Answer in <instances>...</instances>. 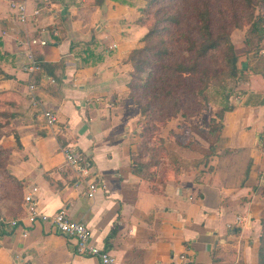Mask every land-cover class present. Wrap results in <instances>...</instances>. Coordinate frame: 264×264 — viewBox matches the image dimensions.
<instances>
[{"label":"crops","instance_id":"0c3cea01","mask_svg":"<svg viewBox=\"0 0 264 264\" xmlns=\"http://www.w3.org/2000/svg\"><path fill=\"white\" fill-rule=\"evenodd\" d=\"M13 2L26 5L27 22ZM77 7L71 0H0V100L10 106L20 138V145L13 133L7 139L17 142H11L18 161L11 171L25 196L21 215L5 223L8 234L0 236V264H102L80 255L76 241L50 222L31 223L29 196L41 214L65 210L88 225L115 264H261L264 197L252 192V179L232 183L220 169L210 182L177 176L178 182L152 191L133 173L130 135L139 114L128 101L129 50H96L103 33L90 34L94 21L79 22ZM36 9H42L38 17ZM35 37L49 42L34 48L46 68L30 75L24 66ZM46 111L56 125L48 126ZM66 147L86 157L106 190L88 197L86 180L66 162Z\"/></svg>","mask_w":264,"mask_h":264},{"label":"rangeland","instance_id":"374dc122","mask_svg":"<svg viewBox=\"0 0 264 264\" xmlns=\"http://www.w3.org/2000/svg\"><path fill=\"white\" fill-rule=\"evenodd\" d=\"M71 1L81 10L79 22L94 21L90 34L103 33L96 50H129L124 57L131 68L128 101L139 114L130 145L134 146L135 162L147 165L143 179L150 189H164L181 176L197 184L210 182L222 169L219 175L232 183L243 186L252 179V192L264 197V106L245 104L251 94L264 97V41L254 50L247 43L251 21L244 0H104L109 2L103 6L101 0ZM255 1L258 12L263 13L264 0ZM48 5L41 6L46 9ZM200 8L211 11L214 31L229 35L239 58V74L232 79L221 73L224 49L208 59L207 66L220 70V81L212 84L209 101L195 95L197 82L172 72L177 63L191 59L192 40L200 38ZM153 29V36L146 38ZM136 49L143 52L136 54L135 63L130 59ZM136 64L145 71L136 73ZM225 104L235 110L225 113L223 130L213 135L212 120L219 122ZM9 107L0 100V211L4 223L21 215L25 200L23 184L11 171L18 161L12 156L17 147H11L16 140L7 139L17 134L12 130ZM225 160L230 164L226 163L229 173L221 166ZM259 208L262 241L264 204Z\"/></svg>","mask_w":264,"mask_h":264},{"label":"trees","instance_id":"16d2710c","mask_svg":"<svg viewBox=\"0 0 264 264\" xmlns=\"http://www.w3.org/2000/svg\"><path fill=\"white\" fill-rule=\"evenodd\" d=\"M102 3L103 0H101L100 4ZM244 7L248 12V17L251 21V27L247 33V43L252 50L259 49L261 43L264 41V12H258V3L255 0H244ZM154 33L155 30L153 29L147 35L146 38H150L151 36H153ZM197 33L200 38L192 40L191 50H189L192 54L190 61L187 63H177L176 67L172 68V72H176L181 78L197 82L199 85V90L195 93V95L197 97H203L204 101H209V90L212 87L214 81H220L217 78L220 73V70L214 71L209 66H207L208 59L212 55L217 54L220 50L224 49L222 50V54L224 56V66H222L223 69L221 70V73L224 74L226 78L232 79L237 78L239 74V58L236 54L234 44L230 41L229 35L225 32L217 34L214 31L212 23V14L208 8L198 9ZM255 51L258 52L259 50ZM142 52L143 49L134 50L130 60L136 63V54ZM37 57L42 64V70L45 69L46 65L44 64L42 58L38 55ZM146 64H148V62H146L143 66H145ZM143 66L136 64V73L140 74L144 72L145 68H143ZM3 75L5 74L0 67V76ZM222 87L225 88L224 86ZM229 99L230 93L226 94L225 97L226 101H229ZM254 99H256V102H252ZM245 104L247 106H264V97L256 94H251L248 96V99ZM234 110L235 106L225 104V106L221 110V113L218 115L219 122L217 123L216 119L212 120L213 124L210 127V133L214 135L222 131L224 128L223 118L225 113L233 112ZM9 117L13 119L14 115L10 113ZM15 137L18 144L20 145L19 136L15 134ZM135 161V158H132L131 166L133 173L140 177H144L147 165ZM7 234L8 231L5 229V223L3 222V220H1L0 236ZM260 261L261 264H264V238L261 241Z\"/></svg>","mask_w":264,"mask_h":264},{"label":"built area","instance_id":"2783aa9c","mask_svg":"<svg viewBox=\"0 0 264 264\" xmlns=\"http://www.w3.org/2000/svg\"><path fill=\"white\" fill-rule=\"evenodd\" d=\"M11 6L19 12V19L22 22H27L29 20L26 5L13 2ZM40 13L41 11L37 9L34 11L33 16L37 17ZM48 43L47 40H41L36 37L30 39L28 42L29 51L26 53L27 61L24 66L25 72L32 75L42 71V64L38 60L34 48L45 47ZM30 89L35 90V86L31 85ZM33 104L35 106L39 105L37 99L33 98ZM44 116L48 126L52 127L58 122L57 117L52 111H46ZM64 152L67 164L75 170L79 178L86 180L88 184L87 195L89 198H94L101 189L106 190L105 183L103 181L98 182L97 178H100L93 172L91 164L82 153L70 147L66 148ZM26 202L30 207L29 221L31 223H35L39 220L50 222L61 235L76 241V249L80 255L96 257L101 260L102 264H115L113 257L106 250L94 243L93 232L88 225L72 220L65 210H61L53 216H47L37 212L35 199L31 196L26 198ZM16 224L17 222H13V225Z\"/></svg>","mask_w":264,"mask_h":264},{"label":"water","instance_id":"95a60500","mask_svg":"<svg viewBox=\"0 0 264 264\" xmlns=\"http://www.w3.org/2000/svg\"><path fill=\"white\" fill-rule=\"evenodd\" d=\"M2 220V215H1V212H0V221Z\"/></svg>","mask_w":264,"mask_h":264}]
</instances>
